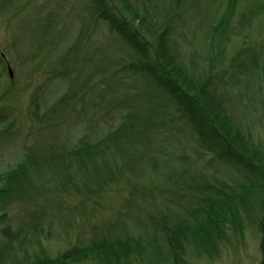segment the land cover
Segmentation results:
<instances>
[{
    "label": "rangeland",
    "instance_id": "obj_1",
    "mask_svg": "<svg viewBox=\"0 0 264 264\" xmlns=\"http://www.w3.org/2000/svg\"><path fill=\"white\" fill-rule=\"evenodd\" d=\"M105 2L0 0V264L119 241L140 248L87 264H184L164 243L163 222L202 235L185 243L189 264H264V190L254 174L200 142L102 14L131 22V5L147 24L129 27L150 47L165 33L169 58L223 99L264 174V0ZM127 117L135 135L114 145L108 137ZM86 142L94 157H72ZM229 198L234 212L204 237L206 213Z\"/></svg>",
    "mask_w": 264,
    "mask_h": 264
},
{
    "label": "trees",
    "instance_id": "obj_2",
    "mask_svg": "<svg viewBox=\"0 0 264 264\" xmlns=\"http://www.w3.org/2000/svg\"><path fill=\"white\" fill-rule=\"evenodd\" d=\"M100 1L102 5L105 4L104 6L109 7V4L106 3L105 0ZM127 10L131 16V22L123 19L121 16L118 17V15L108 14V10L103 11L102 14L115 28L124 32L123 34L129 42L131 41L136 50L137 58L141 61V64L137 67L143 69L144 72L149 73L152 77L157 78L159 84L163 86L164 89L167 88L175 100L181 104L184 114L191 122L200 142L209 150L220 155V157L227 156L231 161L233 160L237 163L244 164L248 170L254 174L253 181L257 180L255 182L257 184L253 182V186L257 189L264 190V174L254 163L255 160L259 161L261 159L258 147L232 122V119L227 113V108L225 107L223 99L207 89L208 82L202 81L201 79L193 81L177 68L175 61L172 60L173 58H169L167 46L165 44V33H160L158 35L153 34L152 37L156 44H154L155 47H150L146 39L140 37V32L137 30L138 28L140 29L141 26L143 27L141 30L145 28V24H147L145 18L142 17L141 19L131 5H128ZM130 24H136L139 27H129ZM160 27V25H157V28ZM149 58H156V60L151 62ZM162 73H165L164 77L161 76ZM127 119L129 118H125V121L118 126L115 135L110 133L111 137H108V140L114 143V145H116L122 137L123 139L127 137V139H129V135H135V129H133L135 121H133L132 117L129 121ZM101 142L104 145L107 140L103 139ZM92 144L93 143L86 142L85 145H80L81 147H78L77 150L73 148L70 152L71 156L74 157L82 151H86L87 153L91 152V156H93L94 151L91 149L94 145ZM22 168L23 165H20L19 169L14 170L13 174L16 172L18 173ZM258 170L260 172L256 174ZM230 190L234 191L233 189ZM233 194L231 195L232 197L235 196ZM238 199L241 200L242 197L239 196ZM235 200L236 198H229V203L226 206H222L223 203H221L222 205L218 206V209H215L211 214L206 213L208 215L201 221V224H199L202 234L206 235L204 237L209 238L213 233L220 232L221 226H223L225 220L234 212L231 206ZM163 224L162 232L164 243L171 249L175 256L174 260H180L184 262V264H189L184 257L185 243L193 238L197 240L202 235L200 234L197 237L195 235V230L187 226L168 225L164 222ZM261 236V248L264 251V230ZM207 238H205V240H208ZM139 248V245L134 244V246L128 249L122 241L114 244L109 243L102 245L99 248L94 246H73L67 249V251L65 250L62 252L59 256L56 255V257L45 258L30 264H87L91 261L96 262L95 259L100 255L106 257L107 255H104L106 251L114 253L117 249H121L123 253L126 252L129 255L132 251L138 252ZM110 252L109 255L112 257H119L117 254L120 255V253L117 252H115L114 255ZM100 262H103L102 259H100Z\"/></svg>",
    "mask_w": 264,
    "mask_h": 264
},
{
    "label": "water",
    "instance_id": "obj_3",
    "mask_svg": "<svg viewBox=\"0 0 264 264\" xmlns=\"http://www.w3.org/2000/svg\"><path fill=\"white\" fill-rule=\"evenodd\" d=\"M10 74H11V76H12V71H11V69H10Z\"/></svg>",
    "mask_w": 264,
    "mask_h": 264
}]
</instances>
